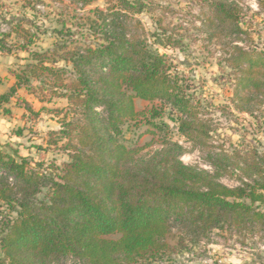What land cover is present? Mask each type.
I'll return each instance as SVG.
<instances>
[{"label": "trees", "instance_id": "obj_1", "mask_svg": "<svg viewBox=\"0 0 264 264\" xmlns=\"http://www.w3.org/2000/svg\"><path fill=\"white\" fill-rule=\"evenodd\" d=\"M76 1L87 6L94 0ZM212 1L209 27L241 36L238 4ZM108 2L111 6L105 11L92 12L95 18L88 20L85 41L62 56L77 75L71 84H64L65 72L54 68L56 60L28 51L31 40L22 47L37 61L27 69L56 79L53 94L66 98L81 115L75 122L65 121L58 132L68 141L70 162L49 174L41 163L33 167L19 151L7 152L0 144V245L5 257L0 264H67L69 258L85 264H134L147 257L164 259L174 225L198 237L227 230L264 233V157L247 155L236 164L242 176L240 185L232 188L221 182L228 170L224 160L209 156L213 169L207 171L184 164L186 148L172 140L146 154L144 147L125 144L122 127L142 116L136 99L168 104L178 122L177 133L195 146H207L213 131L188 92L184 73L160 52L173 45L172 38L162 40L137 20L147 4ZM15 22L18 28L23 22L31 24L17 18L7 23ZM6 38L0 37L1 52L7 50ZM237 44L232 55L239 75L235 97L250 105L264 97V52H247ZM15 78L17 85L28 82L20 73ZM15 90L13 86L12 95ZM11 94L0 96V108Z\"/></svg>", "mask_w": 264, "mask_h": 264}, {"label": "rangeland", "instance_id": "obj_2", "mask_svg": "<svg viewBox=\"0 0 264 264\" xmlns=\"http://www.w3.org/2000/svg\"><path fill=\"white\" fill-rule=\"evenodd\" d=\"M143 1L147 10L137 20L147 31L162 35V40L172 38L173 45L161 47L160 52L171 57L184 73L188 92L194 95L213 133L207 146H195L177 133L178 122L168 104L136 99V110L142 116L122 127L123 141L128 147H144L143 154L159 149L164 140L178 142L187 151L182 157L184 164L211 171L209 156L224 160L228 170L221 182L232 188L239 186L242 174L235 170L236 164L247 155L264 157V97L253 99L250 105L236 100L239 75L232 65L233 47L238 43L247 52H264V0H234L240 8L241 36L230 35L226 28L209 27L212 0ZM109 6L108 0H94L87 6L76 0H0V37L7 35L2 58L9 64L0 83L7 86L3 95L16 88L9 103L0 108V144L7 152L19 151L33 167L41 163L48 174L70 162L72 151L58 132L65 121L75 122L81 113L66 98L53 94L57 81L50 74L27 69L37 61L22 47L31 40L28 51L56 60L55 67L47 65L64 70L63 82L71 84L77 75L62 56L89 33L88 20L95 18L92 12L105 11ZM14 18L31 24L23 22L18 28L17 22L7 23ZM66 45L68 48L62 49ZM19 73L28 82L17 85L15 74ZM243 107L251 113L240 109ZM155 113L157 117H153ZM1 235L0 231V239ZM166 243L164 259L147 257L134 264H264V233L260 232L213 231L198 237L174 225ZM0 261H5L1 245ZM66 263L85 264L73 258Z\"/></svg>", "mask_w": 264, "mask_h": 264}, {"label": "crops", "instance_id": "obj_3", "mask_svg": "<svg viewBox=\"0 0 264 264\" xmlns=\"http://www.w3.org/2000/svg\"><path fill=\"white\" fill-rule=\"evenodd\" d=\"M2 52L0 51V78L4 79L6 77V74H4V70L8 69L9 64L3 61V56ZM7 87L5 84L0 83V96H2L5 92L4 88Z\"/></svg>", "mask_w": 264, "mask_h": 264}]
</instances>
